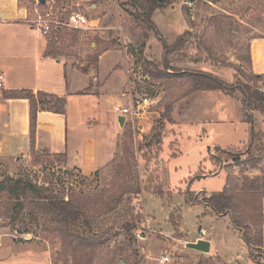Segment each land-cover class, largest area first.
Here are the masks:
<instances>
[{
  "label": "rangeland",
  "instance_id": "rangeland-1",
  "mask_svg": "<svg viewBox=\"0 0 264 264\" xmlns=\"http://www.w3.org/2000/svg\"><path fill=\"white\" fill-rule=\"evenodd\" d=\"M57 1L48 0L45 10H51L59 18L78 12L92 25L89 18L95 20L99 17L90 9L99 0L81 7L74 6V0H60L59 4ZM104 1L102 42L107 45L102 49L108 47L129 57L127 70L133 72L127 75L128 82L122 63L117 72L122 85L128 84V93L132 92L137 98L146 96L155 100L141 121L143 131L131 130L132 140L125 137L127 128H121L119 133L117 116L109 105L114 93L108 94L107 100L101 95L82 94L69 100L68 121L70 125L75 122L77 126V133L69 129V134L70 137L75 136L72 150H78L76 158L90 159L91 165H78L75 158L74 161L72 158L68 161L66 157L55 158L34 147L33 156H21L18 160L0 159V181L7 176H28L35 184L64 194L65 200L81 207L86 218L96 221L103 232L102 237L96 240L100 246H94L86 254L90 264H157L161 256L169 258L167 264H255L243 238L232 228L229 216L215 215L202 203V198L221 192L228 179L232 185L242 187L264 176V153L259 155L262 161L257 168L232 161L237 151L248 148V134L240 118L246 120L249 111L243 103L240 88L246 87L262 94L259 110L252 113V128L256 133H264V77L255 78L258 75L247 60L249 41L264 36V0H174L172 6L153 13L151 21L160 36L158 38L156 33L150 39L149 50L146 51L140 47V36L147 33L152 36V32L139 22H133L128 14L119 12L118 7L129 1ZM126 7L132 11L128 4ZM184 7L187 12H184ZM219 12L230 15L234 22L238 21L231 29L232 39L227 34L220 40L214 38L216 26L209 23V18ZM187 18L191 19V25L186 24ZM62 29L65 34L58 46L63 55L83 71L93 67L94 64H88V59L98 52H91L89 44L94 39L98 40L97 30ZM186 29L192 32V37L187 38L182 48L169 52L162 60L163 42L171 46ZM201 39L212 47L214 55L204 52ZM140 51L142 55L138 54ZM144 60L157 68L168 64L169 77L144 80ZM102 66L105 75L110 69L105 63ZM146 68L151 69L149 66ZM201 71L233 87L229 97L241 111V115L236 114L235 131L217 124L209 125L203 117L205 108L198 101L189 104L181 113L179 124L172 129V120L164 119L166 104H172L173 109L176 103L187 97L188 82L181 73ZM111 78L106 87L112 88ZM85 125H89V129ZM202 129L206 132L203 133ZM172 130H176V134ZM148 144H151L150 148L144 149ZM258 144L255 142L250 147L254 157L258 154ZM216 147L222 150L234 147L237 150L230 155H222L215 151ZM173 154L177 156L171 158ZM213 155L223 160L213 164L209 161V156ZM243 159L245 157L240 160ZM199 168L202 174L197 176ZM137 183L141 194L132 199V206L136 208L133 210L135 215L139 212L142 220L130 236L121 229L122 223L110 209L117 206L116 210L120 211L125 207L129 195L122 196V205L116 202L124 191L134 189ZM23 218L15 227L0 222V254L12 256L0 264H48L49 258L51 264H73L69 243L55 232L56 227L48 218L38 215L35 222L25 214ZM114 220L116 225L108 232V223ZM262 220L261 227L253 228L263 232V254L256 258L260 264H264V218ZM200 230L204 231L203 238L210 241L209 255L184 247L186 240L201 237ZM30 254L36 255L30 258ZM39 255L41 259H38ZM16 256L23 258L16 259Z\"/></svg>",
  "mask_w": 264,
  "mask_h": 264
},
{
  "label": "trees",
  "instance_id": "trees-1",
  "mask_svg": "<svg viewBox=\"0 0 264 264\" xmlns=\"http://www.w3.org/2000/svg\"><path fill=\"white\" fill-rule=\"evenodd\" d=\"M128 6L132 11L127 10L126 5L122 4L124 11L129 15L133 22H139L150 32H155V26L151 21V17L156 10H163L168 6H172L174 0H128ZM58 4L60 0L57 1ZM44 5L39 4V7L43 8ZM125 7V8H124ZM184 12H187L184 7ZM238 21L232 20L231 16L219 12L215 16L209 18V23L216 26L214 38L223 39L227 34L232 39L234 23ZM187 24L191 25V19L187 18ZM229 28V29H228ZM228 31V32H227ZM231 31V32H230ZM64 29L53 28L49 34H47V45L44 53L45 57H61L64 56L62 50L59 48V40L63 36ZM156 33V32H155ZM157 35V34H156ZM157 36H160L159 34ZM192 37V32L186 30L183 35L179 36L177 40L171 45H167L163 42V48L165 55L169 52H174L182 48L187 41V38ZM213 40V36H212ZM201 46L204 48V52L210 56L215 54L212 52V47L209 46L204 40L201 39ZM213 53V54H212ZM142 55V52H138ZM98 55L88 59V64H95L97 62ZM166 63H167V59ZM248 62H250L249 48H248ZM149 66L151 69L146 68ZM226 66H230L227 64ZM87 70V69H86ZM169 70L168 64L166 67L157 68L151 62L144 60V74L148 78L161 80L163 77L168 76ZM182 76L186 77L188 82L189 91L185 96H188L194 92L199 91H220L226 96H230L233 87L229 84L213 77L206 72L188 73L182 72ZM264 75L255 76V78H263ZM240 91L244 97V105L249 111L246 113L245 122L250 126L248 130V148L244 151H237L236 155L232 158V161L240 164L241 166L252 165L257 168L258 164L262 161V157L259 156L264 153V133L255 132L252 128L253 115L252 113L259 110V105L263 102V96L257 91H251L244 87L240 88ZM2 99H25L29 102L30 116V155L35 154V131L36 120L38 111H48L54 113H64V100L54 95L45 94L42 92L33 93L29 90L4 92L1 94ZM172 104L168 103L164 107V119L172 120ZM123 128H127L128 131L125 137L132 140L131 127L124 125ZM159 137L153 138V142ZM259 143L257 146L258 154L254 157L251 155L250 147L255 143ZM151 144L144 146V149H149ZM237 148H226L222 150L215 148L217 153L222 155H230L232 151ZM234 153V152H233ZM177 155L173 154L171 158H175ZM55 158L65 159L64 154L54 155ZM241 157L245 159L240 160ZM223 159L220 156H209V161L213 164H219ZM202 171L199 168L196 175H201ZM141 194L139 184L134 189L126 190L117 200V205H122L124 200L122 196L129 195L127 199V205L124 204L120 211H117V206L111 208L110 211L118 216V220L122 223L121 229L126 231L128 235H133L135 226L141 223L142 216L138 212L136 215L133 210H136L132 206V199ZM202 203L207 206L215 215L229 216L230 224L234 231H236L244 240L245 244L249 248L250 257L255 264H260L256 261L258 255L262 256L263 247V232L262 230L253 229L261 227L264 218V176L258 177L251 181V184H244L239 187L237 184L232 185L228 179L225 183L223 190L219 193H212L208 196H204ZM108 212L107 214H109ZM29 216L30 220L35 222L38 215H42L48 218V221L55 225V232H57L62 238L69 243L71 252L70 258L73 264H90L87 257V252L91 248L99 247L97 237H102V228L96 224V221H90L86 218L85 213L81 207L72 202L71 200H65V195L61 193H55L52 189L35 184L28 176L4 177L0 181V222H6L11 227H15L17 221L23 218V215ZM105 214V215H107ZM24 219V218H23ZM106 222V221H103ZM102 222V225H103ZM116 220L109 221L107 231L110 232L114 229ZM26 233V232H25ZM98 243V244H97ZM103 244V241H102Z\"/></svg>",
  "mask_w": 264,
  "mask_h": 264
},
{
  "label": "crops",
  "instance_id": "crops-1",
  "mask_svg": "<svg viewBox=\"0 0 264 264\" xmlns=\"http://www.w3.org/2000/svg\"><path fill=\"white\" fill-rule=\"evenodd\" d=\"M93 1L74 0V6H86ZM117 1L105 0L104 3ZM35 8L36 1L32 0H0V76L3 83V89L0 93V159L18 160L21 156L24 158L30 154L29 102L25 99L1 98V94L4 92L29 90L33 93L42 92L54 95L63 99L65 103L63 114L38 111L35 148L44 150L51 155L64 154L68 161L70 158L74 161L75 158L74 162L78 165H91L90 159L80 160L76 158L78 150H72L75 136L73 134L70 137L69 129L77 133V129H75L77 126L75 122L74 125H70L68 121L69 100L87 94L95 95L94 97L101 95L104 100H107L108 94L114 93L115 95L110 97L112 103L109 105L127 103L129 86L128 84L122 85V78H119L117 72L122 63L126 82H128L127 65L129 57L124 52H116L108 47L102 49V46L107 45L102 42V0L90 6V9L97 12L99 16L95 20L89 18L92 22L91 26L94 27L95 32L97 30L98 35V40L94 39L89 44L91 52H98L97 62L93 67L83 71L73 62L68 61L69 58L66 56L45 57L48 35H43L34 24L36 19ZM118 9L119 12L127 15L122 6H119ZM155 32H152V36L148 33L140 36V40H142L140 47L144 48L145 51L149 50L150 39L156 35L157 32ZM248 46L250 63L254 73L264 75V36L251 39ZM164 57L165 52H163L162 60ZM104 63L107 65L106 68L110 69L105 75L102 73ZM110 78L112 79V88L106 87ZM192 101H198L204 106L203 117L209 125L211 123L217 124L235 131L236 114L240 113L241 115V111L236 109L234 99L220 91L194 92L176 103L171 114V129L179 124L181 113L185 112ZM240 120L244 123L245 132L248 134L250 126L244 119L240 118ZM94 125H96L95 122ZM116 126L120 133L121 128L118 123ZM86 127L89 129V125ZM202 131L203 133L206 132L204 129ZM172 132L176 134V130H172ZM118 134L116 132V135ZM205 136L208 137L209 135L206 133ZM198 239L206 240L203 237H198L185 242H195ZM206 241L210 242L209 240ZM35 255L30 258H34ZM11 257L0 254V261H7ZM20 258L23 256H16V259ZM41 258L39 255L38 259ZM47 262L51 264L50 258L47 259Z\"/></svg>",
  "mask_w": 264,
  "mask_h": 264
},
{
  "label": "built area",
  "instance_id": "built-area-1",
  "mask_svg": "<svg viewBox=\"0 0 264 264\" xmlns=\"http://www.w3.org/2000/svg\"><path fill=\"white\" fill-rule=\"evenodd\" d=\"M36 1V8L34 13L36 19L34 20L35 26L43 35H47L53 28H67L72 31H92L94 28L90 25L88 19L78 12L70 13L66 18L62 19L57 17L51 10H45L48 6V2L45 5L43 10L39 9L38 2ZM42 11V12H41ZM44 11V12H43ZM132 71V70H131ZM130 70H127V75L131 73ZM133 72V71H132ZM148 76L145 75L144 80H148ZM133 83V82H132ZM3 89L2 78L0 76V93ZM128 101L125 104H116L112 106L113 112L118 117L124 118V125L131 127L135 132L141 133L143 131L141 121L149 112V107L155 100H151L148 97L137 98L133 95L132 92L127 94ZM199 235L204 236V231L200 230ZM140 239H144L140 237ZM169 258L167 256H161L157 260V264H167Z\"/></svg>",
  "mask_w": 264,
  "mask_h": 264
},
{
  "label": "water",
  "instance_id": "water-1",
  "mask_svg": "<svg viewBox=\"0 0 264 264\" xmlns=\"http://www.w3.org/2000/svg\"><path fill=\"white\" fill-rule=\"evenodd\" d=\"M35 1V0H32ZM48 0H37L38 4L44 5ZM117 123L120 126V128H123L124 126V118L118 117ZM184 247L188 250H192L201 254L208 255L210 253V242L198 239L195 242H185ZM123 264V263H122Z\"/></svg>",
  "mask_w": 264,
  "mask_h": 264
}]
</instances>
